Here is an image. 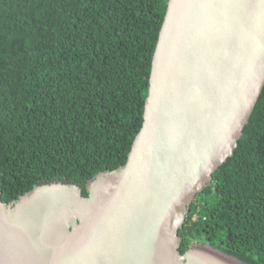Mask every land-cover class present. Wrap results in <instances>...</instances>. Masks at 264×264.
I'll use <instances>...</instances> for the list:
<instances>
[{
	"label": "water",
	"instance_id": "1",
	"mask_svg": "<svg viewBox=\"0 0 264 264\" xmlns=\"http://www.w3.org/2000/svg\"><path fill=\"white\" fill-rule=\"evenodd\" d=\"M264 88V0H169L125 165L5 203L0 264H246L180 252L190 205L232 157Z\"/></svg>",
	"mask_w": 264,
	"mask_h": 264
},
{
	"label": "trees",
	"instance_id": "2",
	"mask_svg": "<svg viewBox=\"0 0 264 264\" xmlns=\"http://www.w3.org/2000/svg\"><path fill=\"white\" fill-rule=\"evenodd\" d=\"M169 0H0V190L126 164L143 125ZM180 252L208 244L264 264V88L232 157L190 205Z\"/></svg>",
	"mask_w": 264,
	"mask_h": 264
},
{
	"label": "rangeland",
	"instance_id": "3",
	"mask_svg": "<svg viewBox=\"0 0 264 264\" xmlns=\"http://www.w3.org/2000/svg\"><path fill=\"white\" fill-rule=\"evenodd\" d=\"M205 245H208V244H205Z\"/></svg>",
	"mask_w": 264,
	"mask_h": 264
}]
</instances>
